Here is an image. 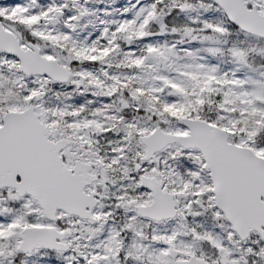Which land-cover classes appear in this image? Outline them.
<instances>
[{"label": "snow or ice", "instance_id": "snow-or-ice-1", "mask_svg": "<svg viewBox=\"0 0 264 264\" xmlns=\"http://www.w3.org/2000/svg\"><path fill=\"white\" fill-rule=\"evenodd\" d=\"M0 264H264V0H0Z\"/></svg>", "mask_w": 264, "mask_h": 264}]
</instances>
